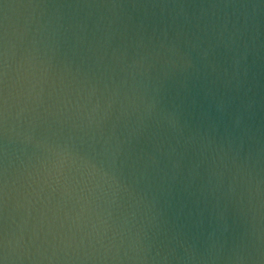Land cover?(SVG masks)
<instances>
[{"label": "water", "instance_id": "water-1", "mask_svg": "<svg viewBox=\"0 0 264 264\" xmlns=\"http://www.w3.org/2000/svg\"><path fill=\"white\" fill-rule=\"evenodd\" d=\"M0 264H264V0H0Z\"/></svg>", "mask_w": 264, "mask_h": 264}]
</instances>
